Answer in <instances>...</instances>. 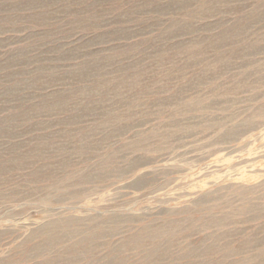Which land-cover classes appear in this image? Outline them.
Here are the masks:
<instances>
[{
	"label": "rangeland",
	"instance_id": "1",
	"mask_svg": "<svg viewBox=\"0 0 264 264\" xmlns=\"http://www.w3.org/2000/svg\"><path fill=\"white\" fill-rule=\"evenodd\" d=\"M0 264H264V0H0Z\"/></svg>",
	"mask_w": 264,
	"mask_h": 264
},
{
	"label": "bare ground",
	"instance_id": "2",
	"mask_svg": "<svg viewBox=\"0 0 264 264\" xmlns=\"http://www.w3.org/2000/svg\"><path fill=\"white\" fill-rule=\"evenodd\" d=\"M139 177V176H138ZM143 180H145V179H143ZM146 182V181H145ZM167 223V222H166ZM130 242V241H129ZM137 247V246H136Z\"/></svg>",
	"mask_w": 264,
	"mask_h": 264
}]
</instances>
